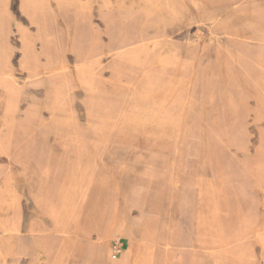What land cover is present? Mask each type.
Segmentation results:
<instances>
[{"label": "rangeland", "instance_id": "obj_1", "mask_svg": "<svg viewBox=\"0 0 264 264\" xmlns=\"http://www.w3.org/2000/svg\"><path fill=\"white\" fill-rule=\"evenodd\" d=\"M263 43L264 0H0V264H264Z\"/></svg>", "mask_w": 264, "mask_h": 264}, {"label": "bare ground", "instance_id": "obj_2", "mask_svg": "<svg viewBox=\"0 0 264 264\" xmlns=\"http://www.w3.org/2000/svg\"><path fill=\"white\" fill-rule=\"evenodd\" d=\"M220 1V0H219ZM238 1V0H237ZM255 1V0H254ZM163 2H165V1H163ZM182 2H184V1H182ZM208 2V1H207ZM215 2V1H214ZM249 2H252V1H249ZM185 3H187V2H185ZM191 3H193V2H191ZM228 3H229V1H228ZM208 4V3H207ZM218 4V3H217ZM55 5V4H54ZM189 5V4H188ZM192 5H194V4H192ZM211 5H213V4H211ZM53 6V5H52ZM188 7V6H187ZM194 7V6H193ZM230 7V6H229ZM213 8V7H212ZM226 8H227V5H226ZM233 8V7H232ZM216 11V10H215ZM214 11V12H215ZM223 11V10H222ZM231 11V10H230ZM233 11H234V9H233ZM105 12V11H104ZM192 12V11H191ZM196 12V11H195ZM216 12H218V11H216ZM84 13V12H83ZM89 13V12H88ZM213 14V13H212ZM227 14V13H226ZM228 14H230V13H228ZM233 14V13H232ZM238 13H236V15H237ZM204 15H206V14H204ZM231 15V14H230ZM239 15V14H238ZM90 16V15H89ZM212 16V15H211ZM244 16V15H243ZM198 18V17H197ZM213 18V17H212ZM221 19V18H220ZM198 20V19H197ZM222 20V19H221ZM230 20H231V18H230ZM218 21H220V20H218ZM199 22V21H198ZM222 25V24H221ZM227 25V24H226ZM16 26H18V25H16ZM205 27V26H204ZM206 28V27H205ZM163 33H165V32H163ZM167 34V33H166ZM244 37V36H243ZM166 40V39H165ZM169 40V39H168ZM162 41V40H161ZM245 41H246V39H245ZM157 44V43H156ZM201 44V43H200ZM264 44V43H263ZM153 46H155L154 44H153ZM171 46V45H170ZM159 47V46H158ZM151 48H152V46H151ZM167 48V47H166ZM187 48V47H186ZM193 48V47H192ZM125 49H126V46H122V47H118V48H115V49H112V50H109V51H107V52H105L104 54H103V56H110V55H115V54H119V53H121V52H123V51H125ZM165 49V48H164ZM168 49H169V47H168ZM151 50V49H150ZM174 50V49H173ZM199 50V49H198ZM163 51V50H162ZM162 51H161V53H162ZM172 51V50H171ZM179 51V50H178ZM164 52V51H163ZM185 52V51H184ZM197 53H199V52H197ZM160 55V54H159ZM182 56V55H181ZM199 56V55H198ZM80 58H79V60L77 59V57L74 59V61H73V63H72V68L74 69V70H76V73L78 74V75H83V74H85V72H86V70H87V68L89 67V65L91 64V62H92V60H93V58H91V57H89V56H87V55H80L79 56ZM82 57V58H81ZM162 58V57H161ZM199 58V57H198ZM197 58V59H198ZM205 58V57H204ZM225 59V58H224ZM204 60V59H203ZM154 61V60H153ZM199 61V60H198ZM217 61V60H216ZM214 63V62H213ZM157 64V63H156ZM214 65V64H213ZM201 66V65H200ZM69 64L67 63V61H66V59L64 58V57H62L60 60H58V61H54L53 63H47L45 66H42V67H38V68H34V69H32V70H29V73H28V75L29 74H35V75H40V77L41 76H44L45 74H47V73H53V74H58V73H60V72H63V71H65V70H67V69H69ZM197 70V69H196ZM223 70V69H222ZM31 71V72H30ZM12 72H6V71H4V70H2L1 68H0V81H2L3 82V85L5 86V90H6V92L8 93V105L7 106H13V107H18V106H21V103H22V101L23 100H25V98H23L24 96L22 95V93H23V87L22 86H19L18 84H16L14 81H13V77H12ZM74 76H75V74H74ZM29 81H27V82H25V86L26 85H29V83H28ZM235 83V82H234ZM199 87V86H198ZM201 89V88H200ZM198 92V91H197ZM197 95V94H196ZM262 95V94H261ZM260 95V96H261ZM73 96H74V94H73ZM259 96V97H260ZM75 97V96H74ZM195 97V96H194ZM159 98V97H158ZM192 101V100H191ZM190 102V101H189ZM259 102H260V105H262V102H263V104H264V98H261V99H259ZM197 103V102H196ZM195 103V104H196ZM82 105V104H81ZM155 105V104H154ZM153 105V106H154ZM49 106H60V104L59 103H57V102H53L51 105H49ZM84 106H90V104L88 103V101H85L84 102ZM48 120H49V116H48ZM92 133V132H91ZM94 133V132H93ZM92 133V134H93ZM186 133V132H185ZM184 133V134H185ZM190 133V132H189ZM185 138V137H184ZM183 138V139H184ZM188 143V142H187ZM115 144H116V142H115ZM112 148V147H111ZM0 152H5V147L2 145L1 147H0ZM26 200V199H25ZM9 230H13V233H20V228H19V226L18 225H13V227L11 228V227H9L8 228ZM78 229V228H77ZM10 231V232H11ZM76 231V230H75ZM73 233V232H72ZM60 235V234H59ZM71 236V235H70ZM68 237V236H67ZM72 238V237H71ZM245 238V237H244ZM255 239H257L259 242H260V244L264 247V231L261 229V228H257V230H256V234H255ZM22 240V239H21ZM25 240V239H24ZM71 240V239H70ZM22 242V241H21ZM67 243V242H66ZM100 244V243H99ZM72 246V245H71ZM68 248V247H67ZM63 250V249H62ZM64 252H66L65 250H64ZM68 252V251H67ZM73 255V254H72ZM69 256V255H68ZM90 261V260H89ZM88 261V262H89ZM99 261V260H98ZM72 263V262H71Z\"/></svg>", "mask_w": 264, "mask_h": 264}]
</instances>
